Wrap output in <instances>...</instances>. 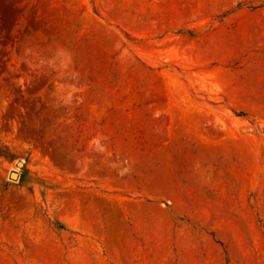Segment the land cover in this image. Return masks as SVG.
Instances as JSON below:
<instances>
[{
	"label": "rangeland",
	"instance_id": "obj_1",
	"mask_svg": "<svg viewBox=\"0 0 264 264\" xmlns=\"http://www.w3.org/2000/svg\"><path fill=\"white\" fill-rule=\"evenodd\" d=\"M260 98L264 0H0V264H264Z\"/></svg>",
	"mask_w": 264,
	"mask_h": 264
},
{
	"label": "bare ground",
	"instance_id": "obj_2",
	"mask_svg": "<svg viewBox=\"0 0 264 264\" xmlns=\"http://www.w3.org/2000/svg\"><path fill=\"white\" fill-rule=\"evenodd\" d=\"M183 2V1H182ZM185 2V1H184ZM186 4V3H185ZM188 4H190V3H188ZM182 5V4H181ZM181 5H176V3H175V5H173L175 8H176V6H180L181 7ZM158 6V5H157ZM157 6H155V7H157ZM159 6H161V5H159ZM167 7H165L164 9H166ZM155 10V9H154ZM153 10V11H154ZM158 10H159V7H158ZM217 75V74H216ZM237 79V78H236ZM261 97V96H260ZM263 100L264 99H261L260 98V100H258L255 104H258L257 106L259 107V109H261V114H264V103H263ZM186 105V104H185ZM188 110V109H187ZM184 111H186V110H184ZM181 112V111H180ZM179 113V112H178ZM177 113V114H178ZM184 113V112H183ZM260 114V115H261ZM176 115V114H175ZM180 115H181V113H180ZM184 115H185V113H184ZM187 115V114H186ZM192 116V115H191ZM189 117V116H183V118H182V120L183 121H181L180 120V118L178 119V123H180L179 125H184V123H187L188 122V124H190V126H192V127H190L191 129H192V131L191 130H189L188 128H184V126L182 127L181 126V128H183V129H181L182 130V133H183V135H184V137H189L190 136V134H191V132H195V133H198V128L196 129V127L195 126H193L192 125V122H193V120L195 119V118H192V117ZM176 117L178 118V115H176ZM182 117V116H181ZM185 117V118H184ZM187 125V124H186ZM188 126V125H187ZM186 126V127H187ZM189 127V126H188ZM173 133H175V132H173ZM245 140V139H244ZM229 141H231V140H229ZM206 142V141H205ZM211 143V142H210ZM206 144H204V146H205ZM212 146H213V144H211ZM209 147H210V145H208ZM216 146V145H215ZM162 147V146H161ZM200 147V146H199ZM212 148V147H211ZM197 149H200V148H197ZM203 149V150H202ZM202 149L201 150H199V151H201V152H205V151H211V149H209L208 147H207V145H206V147H202ZM215 150H218V152L219 151H224L225 152V154H231L232 152L233 153H237V155L238 154H240L241 156L242 155H246V156H248V159H249V161H251L252 162V164H254L255 163V160H254V158H252V154H253V152H252V150H251V148H250V144H249V142L248 141H240V139H239V141H231V142H229V143H226V144H219L216 148H214ZM161 150V149H160ZM244 150V152L246 153H244V154H242L241 153V151H243ZM196 152H198V150H196ZM195 152V153H196ZM194 153V154H195ZM211 153V152H210ZM217 153V152H216ZM219 153H221V152H219ZM263 153H264V146H263ZM194 154H192V155H194ZM203 154V153H202ZM202 154H201V156H202ZM222 154H224L223 152H222ZM224 154V155H225ZM196 155H197V153H196ZM200 154H198V156H199ZM257 155V154H256ZM170 156V155H169ZM207 156V155H206ZM208 157H210V156H208ZM193 158V157H192ZM195 159L197 158V157H194ZM200 158V157H199ZM202 158V157H201ZM211 158V157H210ZM236 159V158H235ZM238 159V158H237ZM208 160V159H207ZM194 161H196V160H194ZM144 179H146V178H144ZM148 181V180H147ZM149 182V181H148ZM163 182V181H162ZM130 186V185H129ZM139 187V186H138ZM99 197V196H98ZM91 200V199H90ZM93 200V199H92ZM120 201V200H119ZM100 202V201H99ZM115 202V201H114ZM95 203V202H94ZM80 203H79V201L78 200H73V204L71 203V205H72V210H73V215H74V222H75V228L76 229H78L79 230V228H81V230H79V231H82V232H85V233H88V231L91 229V225L93 224V225H95L96 227H97V229L100 231V233L102 234V235H107V233L109 232V235L110 234H112V235H114L115 233L113 232V227H112V225L113 224H108L107 223V225L106 226H102L101 224H100V222H99V214H98V207L96 206V204L94 205V204H89L87 207H84V208H81L80 207V205H79ZM88 204V203H87ZM111 205H113V204H111ZM112 207V206H111ZM124 208H125V206H123ZM137 208V207H136ZM136 208H135V210H136ZM121 209V208H120ZM72 212V211H71ZM126 214V213H125ZM113 216H115L114 214H113ZM110 223V222H109ZM111 223H113V222H111ZM7 227V226H6ZM139 227V226H138ZM137 227V228H138ZM8 229H10V228H8ZM5 230V229H4ZM121 230V229H120ZM9 231V230H8ZM4 234V233H3ZM117 241H118V238H117ZM92 245H93V243H91V242H89L88 240L87 241H83V240H81L80 241V247H82L83 249H84V251L85 252H88V249L89 250H93V251H95V252H100V250L99 249H97V248H95L94 246L92 247ZM41 247V246H40ZM35 249V248H34ZM33 249V250H34ZM119 252V251H118ZM38 253V252H37ZM77 260V259H76ZM75 260V261H76ZM76 264V263H75Z\"/></svg>",
	"mask_w": 264,
	"mask_h": 264
},
{
	"label": "water",
	"instance_id": "obj_3",
	"mask_svg": "<svg viewBox=\"0 0 264 264\" xmlns=\"http://www.w3.org/2000/svg\"><path fill=\"white\" fill-rule=\"evenodd\" d=\"M21 166H22V164H21V163H18V167H21ZM10 177H11L12 179L16 178V177H17V173L12 172L11 175H10Z\"/></svg>",
	"mask_w": 264,
	"mask_h": 264
}]
</instances>
